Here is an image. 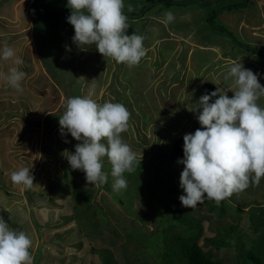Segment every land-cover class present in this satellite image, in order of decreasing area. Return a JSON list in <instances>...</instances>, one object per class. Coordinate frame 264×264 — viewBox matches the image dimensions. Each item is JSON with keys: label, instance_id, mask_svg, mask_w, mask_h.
Segmentation results:
<instances>
[{"label": "rangeland", "instance_id": "obj_1", "mask_svg": "<svg viewBox=\"0 0 264 264\" xmlns=\"http://www.w3.org/2000/svg\"><path fill=\"white\" fill-rule=\"evenodd\" d=\"M30 1L0 0V49L7 44L15 50L16 56L32 64L31 69L23 70L26 72L21 82L23 91H17L0 79V215L10 228L25 232V225V233L33 246L35 234L22 218V211L20 222L15 212H3L1 207L13 204L12 209L19 211V200L23 196L29 197L30 192L36 189L39 198L29 197L28 205L31 202V207L38 213L39 208L46 209L44 229H49L52 244L58 245L49 254L42 253L44 260L47 257L45 264H71L76 259L77 264H103L105 257L110 259V264H166L164 250H160L158 244L166 247L171 244V237L188 225L184 216L202 220L205 230L201 231L198 242L203 251L213 254L214 259H220L223 264L252 262V258L248 260L245 257L246 251L254 248L252 250L257 254L260 246H264V177L259 184L250 178L245 190L233 193L219 204L205 198L203 203L189 209L183 207L179 200V196L184 194L179 187L184 165L177 162L179 159L172 155L171 147L176 137L193 133L201 126L196 119L198 113L189 109L202 96L200 87L204 82L235 90L233 79H225L233 61L243 62V66L257 74L259 83L264 86V58L257 54L249 56L250 59L240 58L234 40V37L241 39L236 32L237 16L241 12L247 16L264 17L256 5L257 0H240L241 4H237L239 0H223L217 4L214 0L212 4L192 0L178 5L173 1L188 0H123L125 15L135 12L149 16L159 6L162 8L164 1L170 3L167 4L172 7H169L172 13L174 7L180 12L187 10L190 14L175 21L174 25L177 22L200 45L193 46L172 37L155 44L141 58V64L129 67L126 63H119L114 65L112 72L100 70L99 81L107 82V77L113 73L111 77L118 82L117 86L113 83L114 79L108 80L107 98L112 97L110 102L123 104L130 113L127 130L120 134L123 141L138 156L142 152L140 165L134 164V171L123 174L127 188L119 192L113 190L114 178L106 156L103 165L110 166L102 168L108 174L107 183L103 185L88 183L83 171L70 167L63 152H74V145L79 141L70 133L62 135L59 118L54 119L56 114L61 116L65 111L66 98L78 96L81 89L76 84L83 82L81 69L85 73L95 72L99 64L92 55L73 43V26L69 27L68 22L66 26L61 23L62 19L67 21L71 11L67 0L35 1L36 5L34 3L31 7L36 30L34 36L29 28L32 21L27 14ZM232 3H235L234 6L228 8ZM47 9L54 18H46ZM127 18L129 25L139 24L132 22L135 21L132 17ZM147 25L152 27L144 28V35L148 37L166 28L165 24H154L152 21ZM242 25L240 34H246L242 32L245 30H242ZM62 27L65 28L61 30ZM141 27L138 30H142ZM138 33L142 34L143 30ZM243 39L248 38L243 36ZM253 42L250 47H253ZM227 43L235 50L229 54L235 57L233 60L232 56L228 57L232 60L228 59L229 65H225L228 64L225 62L227 55L222 57L221 54L229 52ZM214 46L218 48L217 55ZM253 48L264 52V45ZM78 50L81 51L76 53ZM102 58L111 65V57ZM35 62L41 66L33 67ZM11 67L22 70V65L0 59V71L7 72ZM227 95L231 97L233 93L228 91ZM257 103L264 108V97H260ZM50 122H54L53 128H57L58 124L57 133L50 129ZM101 142L107 144L106 139ZM53 146H65V149L56 148L58 155H55V151H51ZM21 167H29L34 177L30 189L14 184L10 179V173ZM131 183L136 186L130 188ZM87 188L92 190L93 197L88 207L85 205L88 202L82 200V190ZM78 190L81 192L77 193ZM183 209L189 213H183ZM32 216L34 219L31 222L34 221L39 229V219ZM190 217L188 226L194 230L196 223ZM68 219H71L70 222H67ZM91 223L98 226L91 227ZM216 227L219 228L216 230ZM214 231H217L216 234ZM206 237L224 243L217 248L213 239L210 246L205 241ZM64 241L69 242L68 245ZM78 243L82 244V248ZM32 246L30 254L37 255L39 250L33 252ZM69 249L72 250L69 252ZM77 252H81L82 259ZM260 256L264 264V253ZM183 261L173 264H184Z\"/></svg>", "mask_w": 264, "mask_h": 264}, {"label": "clouds", "instance_id": "obj_2", "mask_svg": "<svg viewBox=\"0 0 264 264\" xmlns=\"http://www.w3.org/2000/svg\"><path fill=\"white\" fill-rule=\"evenodd\" d=\"M67 7L71 10L67 22L74 29L71 39L82 50L95 45L102 57H111L129 67L138 65L146 55L145 37L126 34L129 24L123 13V0H67ZM128 10H132L131 6ZM174 20V14L166 11L163 23ZM0 59L12 60L17 66L24 64L23 58L16 56L7 44L0 49ZM25 76L20 67L0 71V79L17 91H23L21 82ZM228 78L233 79L235 90L217 87L189 109L198 113L196 119L201 125L193 133L184 134L183 158L177 161L184 165L179 176L184 194L179 200L189 209L205 198L219 204L233 193L245 190L250 178L259 184L264 177V108L257 103L264 97V86L240 60L232 62L225 76ZM228 91L233 93L231 97ZM64 108L59 116L60 132L70 133L79 141L74 152H63L70 167L83 171L88 183L103 185L108 180V174L102 171L106 156L114 178L113 190L126 189L123 174L134 171V164L140 165L142 159V152L138 156L120 135L127 130L130 118L126 106L119 102L100 104L90 96H75L66 98ZM104 139L107 144L101 142ZM10 179L27 189L34 184L29 167L12 171ZM31 246L25 232L10 228L0 218V264H33Z\"/></svg>", "mask_w": 264, "mask_h": 264}, {"label": "crops", "instance_id": "obj_3", "mask_svg": "<svg viewBox=\"0 0 264 264\" xmlns=\"http://www.w3.org/2000/svg\"><path fill=\"white\" fill-rule=\"evenodd\" d=\"M35 1L36 0H31L30 1V4L27 5V8H29V12L26 11L27 14L30 15V20L32 21V23H30V26L31 27H29V28L31 29L30 30L31 35H33V36L35 35L36 30H35V21H33V19H32L33 12L31 11V7H32V5L34 3L36 5V2ZM153 1H159V0H152V2ZM204 1H206V4H210V3L212 4L213 3V0H204ZM233 1H235V0H233ZM221 2H223V0H214V3L215 4L221 3ZM162 3H163L161 5L162 8H160V6H159V9L156 10V11H153L152 13H150L149 16H145L144 17V15H142L141 12H140L141 14H138V13H135V12H127V15L126 16L127 17L128 16L132 17L133 20L135 19V21H132V22L139 23V24L136 25V26L129 25V28H131V29L130 30H126V34H129L130 35L132 33H135V34L144 36L145 39L143 41V45H144V48L146 50V54L151 50L152 47H154L155 44L159 43L160 41H164L166 39H170L172 37L175 38L176 41L185 40L187 43H190L193 46H194V44L197 45V46L200 45V44H198L192 38L193 35L192 34L185 33L183 31V28L181 26L180 27L178 26V23L177 22L174 25V22L175 21L180 20V19H182L184 17H187V15L190 14V13L187 10H181V12H180L178 10V8L174 7V9H172V11H173V13L176 14V15H174L175 16V20L173 22H171V23L165 24V23H163V20L165 19V12L168 11L169 10V7H171V6L167 4L169 2H162ZM241 3H242V1H240V0L237 2V4H241ZM232 4L233 5H230V6H234L235 3H232ZM256 5H258V7H260L261 13L264 15V0H257V4ZM163 9H165V11H163ZM46 12H48L47 17H46L47 19H49V16H53L52 14H49L50 12L48 11V9L46 10ZM130 13H132L134 16H131ZM237 17H238V19H237V24L238 25L236 27V32H237V34L241 38V39H238V40L239 41H243L246 44H251V42H253V40H254V42H253L254 44L252 45L253 47H257L258 48V45H262L263 46L264 45V17L263 16H260L261 17V19H260V17H255L253 15L250 16V14H248V16H247L243 12H241ZM46 18H44V19H46ZM53 18H54V16H53ZM44 19L42 21H44ZM253 20L255 22H253ZM55 21L56 20H54V22ZM149 21H152V23L154 22V24L155 23L161 24L163 26L165 24L166 25L165 26L166 28L163 29V30H161L159 34L154 35L153 37H148V36L144 35V31H145L144 28L147 27L146 29H149L151 27L150 25H147ZM66 22L67 21L65 19H62L61 20V23L62 24H65V26H66ZM128 22L130 23V21H128V19H127V23ZM140 25L143 26V27H141V29L143 30V33L142 34L141 33H138L139 31H142V30H138V28H140ZM241 25L243 26L242 27V30L245 29L242 32H244L246 34H240L239 28H241ZM70 26H71V24L69 25V27ZM63 28H65V27H62L60 29L62 30ZM73 35H72V37H73ZM243 36H247L248 39H243ZM215 46H214V53H215V55H217V54H219L217 52V49L218 48H215ZM85 47L86 48L83 49L84 52H86L88 55L89 54L92 55L93 56V59L99 64V67L96 68V71L95 72H91V71L89 72L88 71V72L85 73L83 71V69H81L82 70L81 75H82V78H83V82L82 83H79V81H78L77 82L78 84H76L77 87L79 89H81L80 91H78V96H81V97H83V96H90L97 103L110 102V98H112V97H108L107 98V96H106V88L107 87L106 86H110L108 84V80L114 79L113 77H111V75L113 73L112 74L110 73V77H107V82L99 81L98 80V76L100 74V70L101 69L106 70V71L109 70L110 72H112L113 67H115L114 65H118L119 63H116V61L112 58V60H110V62H109L111 65L106 64V62H104V60L102 58V55L97 51L95 45H89V46H85ZM227 48H229V52L224 51L223 53H221L222 54V57H224L225 55H227V60H225V62L228 63V64H225V65L231 64L230 62L233 59H235V57H233V55H230L229 56V54L231 52H235V50L231 49L230 46H229V44H228ZM81 50L76 51V53H79V51H81ZM238 54L241 56L240 58L250 59V57H255L254 54H246L245 52H243L241 50H238ZM146 57L149 58V56H146ZM228 57H231L232 60L230 58H228ZM228 59H230V62H229ZM23 60H24V64L21 67L22 70L28 69V67L31 69L30 65H32V64L30 62H27L28 60L26 61L25 58H23ZM74 61L77 62V60H74ZM121 64H125V63H121ZM139 64H141V62H139ZM38 66L40 67L41 64L38 65L36 62L33 64V67L39 68ZM42 72H44V70H42ZM108 74H109V72H108ZM86 80H88V82ZM113 83L116 84V85L118 84V82L115 79H114V82ZM57 111L58 110H56V113H57ZM57 117L59 118V116L56 114V116H55L54 119H57ZM50 125H51L50 126V129H52L53 132H56L55 129L58 128V124L56 126L57 128H53L55 126L54 122H50ZM56 148H63V149H65V146H53V150H51V151H55V155H58L56 153L58 151ZM25 149H27V148H25ZM107 166H110V165H103V167H107ZM129 185H130V188L136 186V184H134L132 186V183L129 184ZM37 192L38 191L36 189L34 190V192H30L31 195L29 197L34 196L36 199H38L39 196H38ZM27 194L28 193H26V195ZM29 197L27 196V198H26V197L23 196L21 198L22 200H19L20 201V206H19L20 210L19 211H18V209H12V205L13 204H9L11 206L8 205L6 207H1L2 208L1 210L3 212H9V211L12 210L13 212H15L17 214V218L20 220V222H22V219H21V211H22V213H23L22 218L26 221V223H28V225L30 224L31 229H32L33 233L35 234V238L33 240L32 251L34 252L35 250H39L38 251V254L37 255L36 254L34 255L35 257L32 255V257H33V264H41V263L45 264L46 261H47V257L44 260V258H42V253L43 252H46L47 254H49L50 252H52V249L54 247L58 246V245L57 244H52V242H53L52 241V235H51L49 229H46V228L44 229V227H45L46 224L43 223V221H44L43 218H44V215H46V213H47L46 209L45 208H39L38 209L39 210V213H40L39 214L38 211H37V209L31 207L32 206V203L31 202H30V205H28L27 199H29ZM1 199H2V197L0 195V200ZM23 201L25 202L26 209L24 208L25 206H24ZM2 202H4V200H2ZM2 202H1V204H2ZM68 213L70 215H72L71 212H68ZM32 214L34 215V217L37 220L39 219L38 220L39 229L36 227L34 221L31 222L32 221V218H33ZM0 218H3L5 220V218L2 215H0ZM40 220H42V221H40ZM70 220L68 219L67 222H70ZM23 223H24V221H23ZM23 230L26 232V226L25 225H24V229ZM80 233L78 232V234H80ZM64 242H65L64 244H66V245H68V243H69L67 241H64ZM78 246L80 248H82V244H79ZM68 247L70 248V245ZM71 250L72 249H69L68 251L70 252ZM54 253H56V252H54ZM77 254L80 256L79 258L82 259L81 252H77ZM76 260H78V259H76ZM75 261H73V263L71 261L70 262H71V264H77ZM64 262L65 261H63V263Z\"/></svg>", "mask_w": 264, "mask_h": 264}, {"label": "trees", "instance_id": "obj_4", "mask_svg": "<svg viewBox=\"0 0 264 264\" xmlns=\"http://www.w3.org/2000/svg\"><path fill=\"white\" fill-rule=\"evenodd\" d=\"M189 2H191V1H189V0L188 1H182V3H176V4L178 5V4L189 3ZM230 7L231 6H228V8H230ZM212 18H213V16H211L209 19L211 20ZM234 40L236 41V43L235 42L234 43H235V47L237 50H241V51L245 52L246 54H254L255 56H256V54L261 55V57L264 58V52L262 53V51H260L256 48H254V49H256V51L247 48V47H250L251 45L246 44L243 41H239L236 37H234ZM242 45L247 46V47H244ZM214 67H215V65H214ZM217 87L218 86L216 84L206 81L201 85L200 91H201L202 95H205V94L211 93L212 91H215V89ZM212 99L214 100L215 97H213ZM200 127L201 126H199L198 128H200ZM183 136L184 135L176 137L173 140L172 147H171L172 155L175 156L179 160L183 158ZM84 178H85V176H84ZM91 191L92 190H90L89 188L82 190V193H83L82 200H84L85 202H88V204H85L87 207L91 206V200L93 199V197L91 195ZM78 192H81V191L78 190L77 193ZM182 211H183V213L188 212L187 210H184V209ZM189 217L190 216H188V217L184 216V221H186V220L189 221L190 220ZM190 218H191V220H193L196 223L194 230H193V228L192 229L189 228L188 225L190 224V222L186 221V223L188 225L183 227V229L179 230L178 234H175L173 237H171V244L168 247L162 245V243L158 244V248L160 250L161 249L164 250V255L166 256V260H167L166 264H173L178 260H181V261L184 260L183 261L184 264H223L220 259H214L212 257L213 254H211V252L203 251L202 247L200 246L201 244H199V242H198V239L201 237L200 236L201 231L205 230L204 226L202 225V220H199L196 217L195 218L190 217ZM180 224L181 223H179V225ZM97 226H98L97 223H91V227H97ZM218 228L219 227H216V230ZM216 232H214V234H216ZM213 239L214 238L206 237L205 241L207 243H209L210 246H212ZM223 243L224 242H221V241H215V239H214V244L217 248L220 247ZM252 249H254V248H252ZM252 249H248L245 253V257L248 260L250 258H252V262H249L248 264H262L260 255H262L264 253V246H262V247L260 246V248L257 252V254H259V255H257L255 253V250H252ZM103 264H110V259L108 257L107 258L105 257L103 260Z\"/></svg>", "mask_w": 264, "mask_h": 264}, {"label": "water", "instance_id": "obj_5", "mask_svg": "<svg viewBox=\"0 0 264 264\" xmlns=\"http://www.w3.org/2000/svg\"><path fill=\"white\" fill-rule=\"evenodd\" d=\"M190 1H192V0H190ZM164 2H165V1H164ZM173 2H175V3H182V1H173ZM155 3H156V2H155ZM145 10H146V9H145ZM132 16H134V15H132ZM242 46H244V45H242ZM244 47H247V46H244ZM247 48L256 51V49H254V48H252V47H247Z\"/></svg>", "mask_w": 264, "mask_h": 264}, {"label": "bare ground", "instance_id": "obj_6", "mask_svg": "<svg viewBox=\"0 0 264 264\" xmlns=\"http://www.w3.org/2000/svg\"><path fill=\"white\" fill-rule=\"evenodd\" d=\"M243 63V62H242ZM245 64V63H244Z\"/></svg>", "mask_w": 264, "mask_h": 264}]
</instances>
